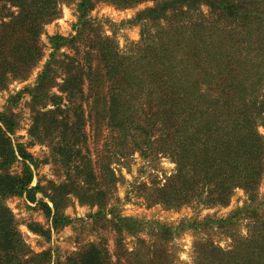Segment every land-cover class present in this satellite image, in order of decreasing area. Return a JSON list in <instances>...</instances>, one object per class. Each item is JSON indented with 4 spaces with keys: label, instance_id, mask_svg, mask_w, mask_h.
<instances>
[{
    "label": "trees",
    "instance_id": "1",
    "mask_svg": "<svg viewBox=\"0 0 264 264\" xmlns=\"http://www.w3.org/2000/svg\"><path fill=\"white\" fill-rule=\"evenodd\" d=\"M63 1L76 2L81 23L88 22L94 0H0L2 6L17 9L2 14L0 23V88L7 86L9 76L27 80L41 62L44 27L56 18ZM104 1L126 8L154 2L136 21L164 20L167 27L144 37L142 45L127 53L108 37H98L84 54L86 62L63 56L65 76L59 89L65 97L51 95L55 109L39 115L33 125L38 138L56 140L54 150L68 168V183L46 196L50 203L37 199L41 187H32L34 158L23 144L13 142L15 123L0 114V264H53L49 251L36 253L27 245L7 199L26 195L58 226L68 221L59 209L69 194L98 207V214L112 215L118 236L115 263L105 248L91 244L74 264H124L123 258L125 264H176L165 245L193 223L182 221L173 228L109 209L108 194L117 177L109 163L96 171L91 158L83 155L80 144L87 139L88 121L113 130L119 157L139 152L176 165L174 174L154 190L151 203L167 209L195 203L227 206L237 188L256 199L264 177V137L258 131L264 128V0ZM202 6L219 19H231L230 29L207 23ZM194 12L197 21L189 17ZM49 40L52 60L35 86V97L41 100L49 98L48 92H40L55 79L56 51L69 44L79 51L75 37L55 35ZM86 81L90 87H84ZM18 163L22 171L14 174ZM247 211L255 216V209ZM32 229L48 234L39 224ZM145 230H150L146 235L151 241L139 238V246L130 252L123 247V235ZM196 254L194 264H264V221L252 239L233 249L200 242Z\"/></svg>",
    "mask_w": 264,
    "mask_h": 264
},
{
    "label": "rangeland",
    "instance_id": "2",
    "mask_svg": "<svg viewBox=\"0 0 264 264\" xmlns=\"http://www.w3.org/2000/svg\"><path fill=\"white\" fill-rule=\"evenodd\" d=\"M94 3V9L87 16L88 22L82 24L76 2H60L58 15L45 25L41 36L44 46L41 62L27 80L12 79L9 76L7 86L0 88V114H4L15 123L14 132L10 135L13 142L16 145L23 144L33 156L37 168L32 166L34 171L32 187L39 185L41 190L36 194L37 199H44L48 203L50 202L46 196L53 195L54 188L68 183V168L54 150L56 140L52 143L50 138L45 140L38 138L33 133V125L39 115L55 109L54 102L50 100L51 95L65 97L59 89L65 76V67L61 63L63 56L68 54L82 60V63L86 62L84 54L91 49L93 41L98 37H108L121 52L127 53L142 45L144 37L154 35L158 30L167 27L164 20L158 24L151 18L136 21L139 15L153 7L154 2L151 1L127 8L104 0H94ZM16 11L17 9L10 5L4 7L0 4V23L2 14ZM201 11L207 23L217 22L227 29L232 26L229 25L231 19H219L207 6H202ZM189 17L197 21V12ZM234 25L238 27V23L235 22ZM55 35L68 39L75 37L74 45L79 51L72 50L71 44L63 45L56 51L57 62L53 63L55 79L49 81L40 92V94L48 92L49 98L41 100L35 97L37 93L35 86L45 66L52 60L51 54L54 49L49 37ZM233 36L238 38V34L232 33ZM97 63L95 59L92 60V65L96 66ZM54 82L57 84L53 85ZM50 83L52 86L48 87ZM90 86V82L86 81L84 87ZM85 131L87 139L80 144L83 155L91 158L96 171L109 163L117 177L116 185L108 194L109 209L116 207V212L121 216L150 223L158 222L173 228L179 227L182 221L193 223V227L180 230L172 241L165 245L176 264H194L197 256L196 245L200 242H212L223 249H233L240 242L252 239L258 226L264 221V177L255 200H252L250 194L243 189L237 188L227 206L210 207L195 203L177 209H167L162 204L151 203L150 199H153L154 190L161 187L166 179L174 174L176 165L170 159L162 156L145 158L139 152L128 157H119V154H116L117 141L113 139L115 133L110 127L105 125L100 128L88 121ZM258 131L264 137V128L259 127ZM21 171V163L13 166L14 174H20ZM62 199L59 214L68 221L58 226H54L52 218L46 217L43 210L36 203L30 202L26 195L7 199L6 203L13 212L27 245L36 253L49 251L53 264H74V259L91 244L99 245L112 255V261L115 263L116 258L113 255L118 236L113 216L108 213L98 214V207L80 202L74 194ZM247 209H255V216H251ZM36 224L44 231H48V234L34 231L32 226ZM149 232L150 230H145L137 236L123 235V247L130 252L139 246V238L151 241L146 235ZM125 259L123 258L124 264Z\"/></svg>",
    "mask_w": 264,
    "mask_h": 264
}]
</instances>
